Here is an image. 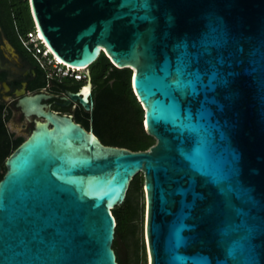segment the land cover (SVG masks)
I'll return each instance as SVG.
<instances>
[{
    "label": "water",
    "instance_id": "water-1",
    "mask_svg": "<svg viewBox=\"0 0 264 264\" xmlns=\"http://www.w3.org/2000/svg\"><path fill=\"white\" fill-rule=\"evenodd\" d=\"M27 5L66 65L87 68L102 53L131 69L154 142L103 145L48 111L64 97L20 96L21 113L43 121L4 161L0 264H117L111 209L137 173L148 264H264V0Z\"/></svg>",
    "mask_w": 264,
    "mask_h": 264
},
{
    "label": "trees",
    "instance_id": "trees-1",
    "mask_svg": "<svg viewBox=\"0 0 264 264\" xmlns=\"http://www.w3.org/2000/svg\"><path fill=\"white\" fill-rule=\"evenodd\" d=\"M32 28L33 23L27 0H0V30L5 39L24 54L34 66L38 81L33 83L30 89H35L45 84V71L38 66L32 53L23 48L20 42L25 33ZM87 70L92 82L98 79L116 80L111 87L107 85L105 90L99 92L95 108L97 122H100V126L118 127L116 122L123 121L121 129L124 134L122 139L114 145L130 151L145 150L152 145L154 139L147 135L143 129V110L130 87L131 69L114 67L101 53L87 67ZM71 80L75 81L74 78ZM109 110L120 112L111 125L107 121L109 118L103 113ZM8 116V111L0 104V179L4 173L5 159L24 139L22 136H14L7 129ZM103 119L105 123L101 124ZM142 181L141 174H135L129 180L122 203L111 209L115 220L111 248L117 264H143V245L140 236H138L139 218L142 211L139 200Z\"/></svg>",
    "mask_w": 264,
    "mask_h": 264
},
{
    "label": "flooded vegetation",
    "instance_id": "flooded-vegetation-1",
    "mask_svg": "<svg viewBox=\"0 0 264 264\" xmlns=\"http://www.w3.org/2000/svg\"><path fill=\"white\" fill-rule=\"evenodd\" d=\"M4 39L5 37L0 30V104L9 113L7 121L14 126L21 125L23 130H26L29 134L33 127V120L43 121V119L36 118L34 115L24 116L19 107L15 106L18 98L22 95L35 93L53 97H64L69 101L67 105L64 106L51 102L48 105V111L56 112L54 114L58 116L69 115L72 122L82 127L86 132H91L101 144L116 146L114 144L122 139L124 132L122 134V131L117 130L113 126H100L95 112L99 92L105 90L107 85L111 87L116 82L115 79H98L92 82L86 68L83 79H75L73 81L69 75L62 76L59 73H55L51 76H46L43 86L30 89V86L38 81V75L34 72V66L24 54L5 39L9 44L6 46L3 42ZM84 86H88V95L86 96L87 108L79 102L81 96L80 90ZM68 93H78L79 95L77 98H72ZM103 113L109 118L107 121L111 125L115 121L114 118L120 112L109 110ZM104 121L102 120L101 124L105 123Z\"/></svg>",
    "mask_w": 264,
    "mask_h": 264
},
{
    "label": "built area",
    "instance_id": "built-area-1",
    "mask_svg": "<svg viewBox=\"0 0 264 264\" xmlns=\"http://www.w3.org/2000/svg\"><path fill=\"white\" fill-rule=\"evenodd\" d=\"M37 34L38 31L33 26V28L27 31L25 36L20 39V42L23 48L32 53L34 60L38 66L45 71L46 76L59 73L62 76L69 75L76 80L84 78L86 68L75 69L66 64L57 62L50 54V51H46L42 38L38 37Z\"/></svg>",
    "mask_w": 264,
    "mask_h": 264
},
{
    "label": "rangeland",
    "instance_id": "rangeland-1",
    "mask_svg": "<svg viewBox=\"0 0 264 264\" xmlns=\"http://www.w3.org/2000/svg\"><path fill=\"white\" fill-rule=\"evenodd\" d=\"M101 122H102V120H101ZM116 124L118 125V127H115V128H117V130H119V131H122V134H123V129H121V127L123 125V121L118 120V122H116ZM6 126H7V129L11 133H13L14 136H22L25 138L28 134V132L26 130H23L21 125H15L14 126L9 121H7ZM141 187H142V185H141ZM139 200L141 202L142 211H141V215L139 218L138 236H140L141 242L143 245V264H148V255L146 252V244H145V238H144V205L145 204H144V193H143L142 188H141V198Z\"/></svg>",
    "mask_w": 264,
    "mask_h": 264
},
{
    "label": "bare ground",
    "instance_id": "bare-ground-1",
    "mask_svg": "<svg viewBox=\"0 0 264 264\" xmlns=\"http://www.w3.org/2000/svg\"><path fill=\"white\" fill-rule=\"evenodd\" d=\"M38 37H41L40 34L38 33L37 34ZM46 51H49V49L46 47ZM53 58L57 61V62H60V63H63L61 60H59L57 57L53 56ZM65 64V63H63ZM69 66V65H67ZM72 68H75V69H80V68H83V67H72Z\"/></svg>",
    "mask_w": 264,
    "mask_h": 264
}]
</instances>
